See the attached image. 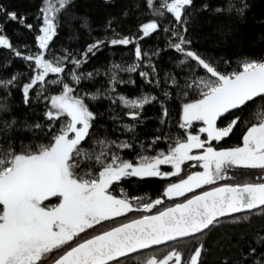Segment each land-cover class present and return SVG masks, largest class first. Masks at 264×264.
I'll return each mask as SVG.
<instances>
[{"label":"snow or ice","instance_id":"6c2138e0","mask_svg":"<svg viewBox=\"0 0 264 264\" xmlns=\"http://www.w3.org/2000/svg\"><path fill=\"white\" fill-rule=\"evenodd\" d=\"M100 7L0 0V264H207L213 247L264 264V12L245 44L255 0ZM149 178L154 198L131 194Z\"/></svg>","mask_w":264,"mask_h":264},{"label":"trees","instance_id":"16d2710c","mask_svg":"<svg viewBox=\"0 0 264 264\" xmlns=\"http://www.w3.org/2000/svg\"><path fill=\"white\" fill-rule=\"evenodd\" d=\"M11 2L16 6L19 7L21 9L24 8H28L29 10H34L35 5L39 2V0H11ZM124 0H118V3H123ZM79 3V11L81 14H91L93 16V18H97L98 16H102L103 15V9L102 7H100V5L102 4V0H78ZM264 12V0H255V8L253 9V13L249 14V19L246 25L243 26V32H244V40H245V44H247L250 40L252 39H256L259 36V33L261 31V26L258 25L256 23V21L253 19V16H255L257 19L260 17V14ZM219 22V18H214L212 23L210 24H206L203 28V33L207 34V33H211L214 30L215 24ZM137 23V21L135 19H129L124 21V27L125 30H134L135 28V24ZM10 30H11V26H10ZM218 39V37L216 36H212L211 39L207 40V42H204L202 40V45L203 47H206L209 51L210 54H220L221 53V48L220 47H214V41ZM145 46L146 47H155L157 45L159 46H163V38L162 36L158 39L157 36H153L151 39H146L145 40ZM76 45H73V47H75ZM230 48L234 47V45L230 44L229 45ZM112 51L116 52V56H115V60L116 61H120L121 60V56L123 55L125 61H127L128 63H131L132 60L129 57L128 53L130 52V49L128 48H116L113 49ZM172 53H168V55H171ZM112 57L109 54V50H105L103 55H99L97 59L93 60V64H96L97 66H99L100 64H103L106 62V60H111ZM161 63L165 66L168 67V63H167V56H165L164 60L161 61ZM89 67H91V65H89ZM124 78L127 79L128 76L127 74H123ZM133 76H135V74H133ZM121 90H125L124 86H121ZM128 91H134V89H132L131 87H129ZM19 97H17L18 99ZM155 110L154 109H149V115H152L153 112ZM175 115V114H173ZM155 126V122H150L149 123V130H151L153 127ZM165 131H167V129H165ZM173 131H175V129H173ZM236 142V138L233 137L231 140H229L227 142V144L225 146H228L230 144H233ZM162 147L164 145H161ZM165 169H170L171 166H163ZM189 168H185V172L189 171ZM200 170V169H197ZM237 176V180H239L240 182H243L246 179H249L251 176L255 175V176H259L260 173L259 172H255V173H234ZM125 187H128V184H125ZM162 190V184L160 182L159 178H149L148 182L143 184L142 186H139V189L137 190L136 187H133L131 189V194L132 195H139L142 192H148L152 195V197L154 198L155 195L158 194L159 191ZM254 224H256L257 226H259L260 224V219L257 217L254 220ZM223 231V230H221ZM219 237V232L215 233L212 235L211 239L209 240V246H213L215 240ZM183 243V244H182ZM180 245H183L184 247L186 246H190L188 244V242H182ZM185 244V245H184ZM223 253H218L215 248L213 247V251L212 253H210L207 256V264H219V257H222Z\"/></svg>","mask_w":264,"mask_h":264},{"label":"rangeland","instance_id":"374dc122","mask_svg":"<svg viewBox=\"0 0 264 264\" xmlns=\"http://www.w3.org/2000/svg\"><path fill=\"white\" fill-rule=\"evenodd\" d=\"M183 244V243H182ZM185 245V244H184ZM181 247H184L183 245Z\"/></svg>","mask_w":264,"mask_h":264},{"label":"bare ground","instance_id":"6f19581e","mask_svg":"<svg viewBox=\"0 0 264 264\" xmlns=\"http://www.w3.org/2000/svg\"><path fill=\"white\" fill-rule=\"evenodd\" d=\"M180 247L182 246V245H179Z\"/></svg>","mask_w":264,"mask_h":264}]
</instances>
